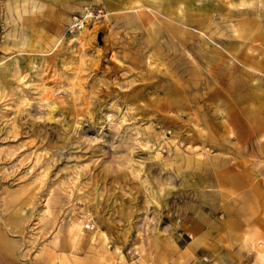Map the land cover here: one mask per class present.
Returning a JSON list of instances; mask_svg holds the SVG:
<instances>
[{
    "label": "rangeland",
    "instance_id": "rangeland-1",
    "mask_svg": "<svg viewBox=\"0 0 264 264\" xmlns=\"http://www.w3.org/2000/svg\"><path fill=\"white\" fill-rule=\"evenodd\" d=\"M70 263L264 264V0H0V264Z\"/></svg>",
    "mask_w": 264,
    "mask_h": 264
},
{
    "label": "crops",
    "instance_id": "crops-1",
    "mask_svg": "<svg viewBox=\"0 0 264 264\" xmlns=\"http://www.w3.org/2000/svg\"><path fill=\"white\" fill-rule=\"evenodd\" d=\"M79 228H80V227H79ZM79 228H78V230H79ZM75 230H76V229H74V230H73V233H72V238H73L74 240H76V238H77V236H78V233H77L78 230H76V231H75ZM79 239H80V238H79ZM79 239L76 240V243L79 242V241H78ZM259 257H261V255H260ZM207 258H208V257H207ZM71 263H72V262H71ZM71 263H70V264H71Z\"/></svg>",
    "mask_w": 264,
    "mask_h": 264
},
{
    "label": "built area",
    "instance_id": "built-area-1",
    "mask_svg": "<svg viewBox=\"0 0 264 264\" xmlns=\"http://www.w3.org/2000/svg\"><path fill=\"white\" fill-rule=\"evenodd\" d=\"M94 224H92L91 222H88L86 225H85V227L86 228H93L94 226H93Z\"/></svg>",
    "mask_w": 264,
    "mask_h": 264
},
{
    "label": "bare ground",
    "instance_id": "bare-ground-1",
    "mask_svg": "<svg viewBox=\"0 0 264 264\" xmlns=\"http://www.w3.org/2000/svg\"><path fill=\"white\" fill-rule=\"evenodd\" d=\"M85 224H87V223H85ZM94 226V225H93ZM74 227V226H73ZM73 227H72V230H73ZM75 228V227H74ZM78 228H79V226H78ZM204 259H208L207 257H205Z\"/></svg>",
    "mask_w": 264,
    "mask_h": 264
}]
</instances>
